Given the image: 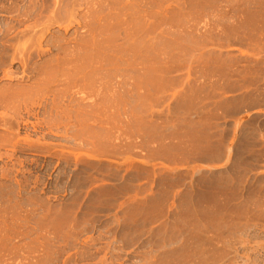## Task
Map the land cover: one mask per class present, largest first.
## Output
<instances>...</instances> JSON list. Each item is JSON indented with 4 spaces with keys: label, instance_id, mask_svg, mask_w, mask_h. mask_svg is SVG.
<instances>
[{
    "label": "rangeland",
    "instance_id": "obj_1",
    "mask_svg": "<svg viewBox=\"0 0 264 264\" xmlns=\"http://www.w3.org/2000/svg\"><path fill=\"white\" fill-rule=\"evenodd\" d=\"M0 264H264V0H0Z\"/></svg>",
    "mask_w": 264,
    "mask_h": 264
},
{
    "label": "bare ground",
    "instance_id": "obj_2",
    "mask_svg": "<svg viewBox=\"0 0 264 264\" xmlns=\"http://www.w3.org/2000/svg\"><path fill=\"white\" fill-rule=\"evenodd\" d=\"M80 1V0H79ZM82 1V0H81ZM78 2V1H77ZM79 4H80V2H79ZM131 4V3H130ZM78 5V4H77ZM111 8V7H110ZM91 9V8H90ZM74 10H76V9H74ZM121 10V9H120ZM92 11V10H91ZM98 11V10H97ZM99 11H100V9H99ZM102 13H103V11H101ZM100 13V12H99ZM98 13V14H99ZM106 15H107V13H106ZM111 15V14H110ZM113 15H114V13H113ZM141 15H142V13H141ZM104 17H106V16H104ZM109 18V17H108ZM108 20V19H107ZM90 24V23H89ZM102 26V25H101ZM92 28V27H91ZM103 28V27H102ZM114 28H116V27H114ZM124 28V27H123ZM100 29V28H99ZM91 39V38H90ZM96 42V41H95ZM86 49V48H85ZM71 55V54H70ZM76 58V57H75ZM69 60V59H68ZM75 60V59H74ZM77 62V61H76Z\"/></svg>",
    "mask_w": 264,
    "mask_h": 264
}]
</instances>
